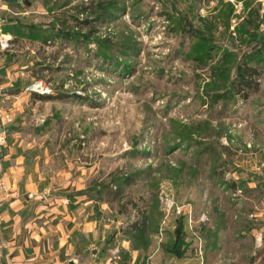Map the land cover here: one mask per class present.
I'll return each mask as SVG.
<instances>
[{"label":"rangeland","instance_id":"obj_1","mask_svg":"<svg viewBox=\"0 0 264 264\" xmlns=\"http://www.w3.org/2000/svg\"><path fill=\"white\" fill-rule=\"evenodd\" d=\"M56 1L29 0L4 17L54 32L74 15L94 27L69 21L70 39L44 48L42 36L24 39L17 59L37 57L39 71L0 105L8 137L23 123L39 127L42 177L79 186L71 193L92 202L101 228L113 226L108 237L146 213L151 242L139 254L158 243L166 264L176 254L166 249L183 241L182 264H264V67L248 99L235 86L250 39L243 29L258 9L264 32V0H72L94 10L108 3L103 19ZM257 59L251 65L264 64V53ZM219 63L227 69L213 77ZM39 82L65 98L36 100L28 90ZM101 183L121 185L137 207L103 214L111 206L96 194Z\"/></svg>","mask_w":264,"mask_h":264},{"label":"crops","instance_id":"obj_2","mask_svg":"<svg viewBox=\"0 0 264 264\" xmlns=\"http://www.w3.org/2000/svg\"><path fill=\"white\" fill-rule=\"evenodd\" d=\"M24 3L0 2V30L9 25L11 31L2 35L13 43L9 50L0 47V105L13 101L17 96L14 90L28 81V73L36 76L39 71V63H34L37 57L17 59L27 50L24 39L31 38L29 33L24 28L15 30L4 17ZM30 95L35 99L39 96ZM3 117L0 109V122ZM24 124L9 135L4 150V173L11 197L0 201V264H160L158 243L144 256L123 236V227L108 237L113 226L105 224L101 228L92 202L81 199L79 193H71L79 186L74 183L55 187L51 180L42 177L39 127L27 130ZM113 209L103 206L101 211L106 214ZM118 222L121 221L115 219L117 225L121 224ZM124 253L128 256L124 257ZM168 260L166 264H182L187 257L175 261L169 256Z\"/></svg>","mask_w":264,"mask_h":264},{"label":"trees","instance_id":"obj_3","mask_svg":"<svg viewBox=\"0 0 264 264\" xmlns=\"http://www.w3.org/2000/svg\"><path fill=\"white\" fill-rule=\"evenodd\" d=\"M26 3L29 2V0H23ZM50 2V1H49ZM56 4L60 5V9H70V11H77L78 14L81 15H87V16H93L97 13L98 19H103V17L107 16V13L109 12L107 9L108 3H104L102 5H98V7L94 9H90L88 7H81V6H74L71 7L73 1L72 0H57L55 2ZM64 16L67 13H63ZM250 19L247 21L248 29L244 30L243 29V34L242 40L247 37V35L250 37L248 41H243L245 44H248V52L243 55L242 61L236 68V75H237V81L235 86L238 88L237 92L243 94L244 99H248L249 97V90H253L254 93L258 92L259 84L257 82V79L261 77L262 72L261 66L264 67V64L259 63L258 66H253L251 63L255 62L260 55L264 53V32L259 31L260 26H261V16L259 14L258 9H253L250 12ZM66 19L62 20L61 25L59 26L61 29H56V31H43L42 28H36L34 25H29L21 20H16L12 21L9 20L13 25L16 27L15 30H20L21 28H24V31H27L29 33V37L31 38H40L42 39V48L51 46L52 43L54 42L55 39H64V40H69L70 37L69 35H65L66 32L63 30L69 29L67 26V23L69 21H74L77 23L78 26L80 27H87L89 29H92L94 27L95 22L86 19V20H80V18L77 16L75 17L74 15H66ZM264 19V17H263ZM263 23V22H262ZM4 32H9L11 31V27L9 25L3 29ZM199 38H203V40L206 42L205 36L201 33V35H198ZM241 40V41H242ZM250 43V45H249ZM210 51H208V54ZM228 59L234 60L236 57L234 53L225 51L224 54ZM248 60V61H247ZM258 60V59H257ZM45 61V60H44ZM45 66V65H44ZM226 65H223V63H219L217 68L214 69L213 72V77H216L224 72L226 70ZM43 71H47L48 67H43ZM65 97H59V98H54V97H43V96H36V99L39 100H53V99H63ZM224 98V95H216L214 98V102H219ZM135 179L132 177L131 179H125L124 185H131L134 183ZM117 187V186H116ZM122 186L119 185L115 190L111 188L110 185H107L106 183H101L100 185V191H98L97 196L100 197L103 195L106 196L107 202L110 204L111 207L115 204L117 208H119V213L121 214H128V207L132 206L133 208H136L137 205L131 200H127L124 202L125 195L122 193ZM106 193H103V192ZM151 224L148 223L147 221V215L144 213V217L141 221H136V222H130L126 228L124 229L123 236L127 238L128 240L131 241L132 246L135 249H146L150 241V236H151ZM171 247L166 249L168 253H176L172 254L171 256L175 258V261H179L184 258L183 251L186 246V243L183 241H179L177 243H172L170 245ZM124 257H127L128 255L126 253L123 254Z\"/></svg>","mask_w":264,"mask_h":264},{"label":"built area","instance_id":"obj_4","mask_svg":"<svg viewBox=\"0 0 264 264\" xmlns=\"http://www.w3.org/2000/svg\"><path fill=\"white\" fill-rule=\"evenodd\" d=\"M0 42L3 48H10L9 40L0 35ZM28 93L39 96H50L53 94L52 88L46 86L43 82L36 83L32 86ZM8 131L5 124H0V195H4L0 200H7L9 198L8 184L5 178L4 166H3V153L8 143Z\"/></svg>","mask_w":264,"mask_h":264},{"label":"water","instance_id":"obj_5","mask_svg":"<svg viewBox=\"0 0 264 264\" xmlns=\"http://www.w3.org/2000/svg\"><path fill=\"white\" fill-rule=\"evenodd\" d=\"M2 3H4V4H7V5H16V4H22V0H0ZM45 197L47 198V199H49V194H46L45 195ZM98 252H97V250H95L94 252H93V254L94 255H96Z\"/></svg>","mask_w":264,"mask_h":264}]
</instances>
